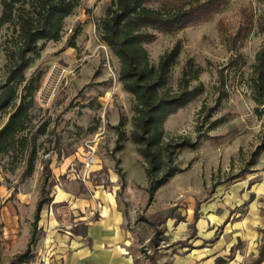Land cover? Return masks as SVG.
I'll return each mask as SVG.
<instances>
[{
  "label": "rangeland",
  "instance_id": "rangeland-1",
  "mask_svg": "<svg viewBox=\"0 0 264 264\" xmlns=\"http://www.w3.org/2000/svg\"><path fill=\"white\" fill-rule=\"evenodd\" d=\"M184 1L190 6L205 0ZM112 2L82 0L65 18L59 42H40L32 56L27 78L42 74L31 113L34 129L28 134L32 146L0 156V183L8 191L0 209L7 204L15 208V233L24 243L16 247L18 254L12 250L5 253L0 246V264L24 253L28 236L31 247L42 235L37 227L33 237L42 189L48 198L58 183L111 186L131 230L147 238L155 234L158 225V246L151 243L154 236L142 241L136 264H153L154 260L164 261L168 252L177 253L179 246L195 237L206 207H238L244 214L250 204L243 203V197L263 188L264 150L257 157L254 154L264 146V115L256 112L251 81L257 54L264 48V32L259 29L264 0H228L208 20L176 34L150 30L156 38L143 47L152 66L157 68L162 55L177 44L182 48L169 74L168 89L177 92L183 73L191 68L199 75L192 80L191 89H203L162 126L163 143L183 136L198 146L177 152L174 162L182 172L160 188L152 202L147 193L148 164L131 135L136 100L123 88L121 63L98 30ZM149 6L160 10L162 5ZM18 31L16 22L0 31V87L8 75V52L18 46ZM239 33L244 36L239 38ZM7 120V115L0 114V130ZM44 126L45 133L38 134ZM34 149L33 168L30 160ZM87 160L93 179L86 183L82 177ZM260 203L264 205V197ZM255 252L249 258L258 254Z\"/></svg>",
  "mask_w": 264,
  "mask_h": 264
},
{
  "label": "trees",
  "instance_id": "trees-1",
  "mask_svg": "<svg viewBox=\"0 0 264 264\" xmlns=\"http://www.w3.org/2000/svg\"><path fill=\"white\" fill-rule=\"evenodd\" d=\"M81 1L2 0L0 31L4 26L15 22L19 26V31L16 50L8 52L9 70L6 83L0 87V114L8 116L7 122L0 130V156L5 157L19 149L26 150L32 146L28 134L34 129L31 113L35 105L36 93L42 83V74H33L27 78L26 71L31 66L32 56L37 52L40 42H59L65 18L79 7ZM227 2L228 0H205L204 3L189 6L184 0H113L112 6L98 25L102 41L111 48L121 63L120 80L123 88L136 100L135 124L131 135L133 143L137 145V149L148 164L147 193L150 202L160 188L182 172L174 162L177 152L184 148L194 150L198 146V142L183 136L163 143L162 126L170 115L187 107L201 95L203 89L199 87L191 89L192 80L199 77L198 70L192 68L189 72L183 73L177 92L168 89L169 74L182 50L180 44L162 55L157 68L148 61V53L143 45L156 38L150 30L176 34L192 24L208 20ZM151 4L162 6L160 10H156L149 6ZM259 29L264 32V18L259 22ZM243 36V33H239V38ZM256 58L251 86L254 93L253 100L258 105L256 112L262 116L264 115V48ZM45 130L46 126L40 128L38 134H44ZM263 150L264 146L255 152L254 156L257 157ZM36 156L37 152L34 149L30 160L31 167L34 166ZM46 169L50 172L48 165ZM44 195L45 188L42 189L43 197L36 209L33 237L43 207L53 201L52 196L47 198ZM157 226L151 241L155 246H158V238L161 234ZM260 247V253L253 264L264 263V241ZM30 257L29 247L8 264H23L29 261ZM153 264L157 262L154 260Z\"/></svg>",
  "mask_w": 264,
  "mask_h": 264
},
{
  "label": "crops",
  "instance_id": "crops-1",
  "mask_svg": "<svg viewBox=\"0 0 264 264\" xmlns=\"http://www.w3.org/2000/svg\"><path fill=\"white\" fill-rule=\"evenodd\" d=\"M7 194L0 183V201ZM51 196L53 201L43 207L38 222L42 235L31 247L30 236L26 239L31 257L23 264H136L142 241L153 237L146 238L128 227L111 186L82 187L67 181L56 184ZM263 197L264 185L259 191L248 192L243 203L250 205L244 214L238 207H206L196 225L195 237L179 246L177 253L168 252L169 256L157 264H253L264 240ZM17 222L13 206L7 204L0 209V246L5 253L12 250L16 254V247L24 243L15 233ZM255 251L258 254L249 258Z\"/></svg>",
  "mask_w": 264,
  "mask_h": 264
},
{
  "label": "built area",
  "instance_id": "built-area-1",
  "mask_svg": "<svg viewBox=\"0 0 264 264\" xmlns=\"http://www.w3.org/2000/svg\"><path fill=\"white\" fill-rule=\"evenodd\" d=\"M85 173L83 174V180L87 183L88 181H92L93 177L91 176L92 174V165L90 161H85ZM73 172V171H72Z\"/></svg>",
  "mask_w": 264,
  "mask_h": 264
}]
</instances>
